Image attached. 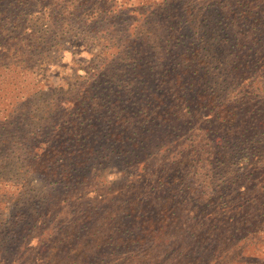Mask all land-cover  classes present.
Listing matches in <instances>:
<instances>
[{
	"label": "trees",
	"instance_id": "1",
	"mask_svg": "<svg viewBox=\"0 0 264 264\" xmlns=\"http://www.w3.org/2000/svg\"><path fill=\"white\" fill-rule=\"evenodd\" d=\"M120 2L0 0V79L100 48L0 110V264H264V0Z\"/></svg>",
	"mask_w": 264,
	"mask_h": 264
},
{
	"label": "rangeland",
	"instance_id": "2",
	"mask_svg": "<svg viewBox=\"0 0 264 264\" xmlns=\"http://www.w3.org/2000/svg\"><path fill=\"white\" fill-rule=\"evenodd\" d=\"M142 1V0H141ZM145 1V0H144ZM148 1V0H147ZM132 8L139 6L140 0H121ZM120 2V3H121ZM126 26H119L124 28ZM65 49L64 57L59 56L58 51H53L54 47L49 50L48 57L52 62L48 64L43 60L37 66L28 71H22L20 68L6 72L0 79V110H6L13 105L16 100L26 97L37 92L42 87L55 88L59 90L61 86L66 89H73L80 82L81 76L84 75V69L89 63L96 60L99 53V47L90 42L82 41H66L63 45ZM85 49V51H84ZM51 64V66H50ZM40 67V68H39ZM4 72V71H3ZM62 97L65 95L63 91H57ZM109 168H106L107 171ZM118 171L117 168L109 170V176L114 178L113 173Z\"/></svg>",
	"mask_w": 264,
	"mask_h": 264
}]
</instances>
